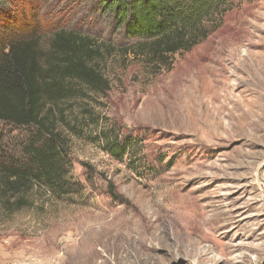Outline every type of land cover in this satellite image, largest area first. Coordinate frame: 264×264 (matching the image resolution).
<instances>
[{
    "label": "rangeland",
    "instance_id": "rangeland-1",
    "mask_svg": "<svg viewBox=\"0 0 264 264\" xmlns=\"http://www.w3.org/2000/svg\"><path fill=\"white\" fill-rule=\"evenodd\" d=\"M5 1L0 25L36 19L44 34L111 47L98 64L109 89L80 88L60 123L79 190L34 188L13 212L0 202V264H264V0H233L169 69L133 47L100 0ZM102 131L132 138L121 161Z\"/></svg>",
    "mask_w": 264,
    "mask_h": 264
},
{
    "label": "trees",
    "instance_id": "trees-1",
    "mask_svg": "<svg viewBox=\"0 0 264 264\" xmlns=\"http://www.w3.org/2000/svg\"><path fill=\"white\" fill-rule=\"evenodd\" d=\"M100 1L123 36L136 39L133 47L158 69H169L175 54L210 34L233 0ZM5 3L0 0L4 11ZM22 22L0 25V202L7 212L31 204L28 194L34 188L57 197L79 190L69 175V137L60 123H70L66 111L80 88L96 94L109 89L98 64L102 46L110 45L64 28L44 34L36 19L29 28ZM14 131H20L17 138ZM119 135L102 131L98 137L121 161L133 140Z\"/></svg>",
    "mask_w": 264,
    "mask_h": 264
},
{
    "label": "bare ground",
    "instance_id": "bare-ground-1",
    "mask_svg": "<svg viewBox=\"0 0 264 264\" xmlns=\"http://www.w3.org/2000/svg\"><path fill=\"white\" fill-rule=\"evenodd\" d=\"M235 49V48H234ZM233 49V50H234ZM237 52V56H240V54H239V52L238 51H236ZM234 53V52H233ZM252 57V55L251 54H249L245 59H244V61L246 62V61H249V58H251ZM258 64H259V66H260V70L262 71L263 69H264V59L263 58H259V60H258Z\"/></svg>",
    "mask_w": 264,
    "mask_h": 264
},
{
    "label": "built area",
    "instance_id": "built-area-1",
    "mask_svg": "<svg viewBox=\"0 0 264 264\" xmlns=\"http://www.w3.org/2000/svg\"><path fill=\"white\" fill-rule=\"evenodd\" d=\"M32 264H36V263H32Z\"/></svg>",
    "mask_w": 264,
    "mask_h": 264
}]
</instances>
